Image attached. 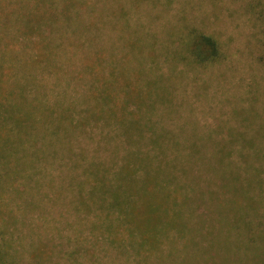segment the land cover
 <instances>
[{"label":"trees","instance_id":"trees-1","mask_svg":"<svg viewBox=\"0 0 264 264\" xmlns=\"http://www.w3.org/2000/svg\"><path fill=\"white\" fill-rule=\"evenodd\" d=\"M86 2L14 3L22 15L15 21H19L24 40L20 57L6 47L11 41L5 46L1 43L5 32L0 31V264H25L16 261L18 253L5 238L18 221L9 195L15 192L23 198V193L31 192L33 188L19 184L17 176L25 173L23 179H28L29 165L49 149L54 155L67 154L71 161L65 177L72 197L61 200L60 188L48 200L68 205L56 212L61 217L63 211L72 212L78 234H82L78 227L96 231L95 242L86 246L91 252L95 244L103 242L119 251H131L137 264H191L204 256L207 264H229V256L230 264L247 263L250 256L255 264H264V181L256 157L264 153V144L246 130L237 131L226 140H212L211 153L206 156L203 148L210 138L203 139V145L199 137L189 140L176 138L167 129L158 131L149 113L155 104L148 101L154 83L146 81L140 90L141 73L128 68L129 52L136 57L144 48L141 40L129 39L119 54L115 41L109 42L116 34L113 30L129 27L127 10L119 8L121 13L111 14V29L104 26L109 21L103 14L100 23L85 26L80 12L87 7ZM13 10L6 11L7 20ZM97 17L93 16V21ZM6 19L0 22L3 30ZM96 25L95 31L90 30ZM173 37L176 45L170 49L171 55L186 63L204 66L221 55L218 41L197 28L180 30ZM156 54L151 47L149 56L155 59ZM46 74L55 78L53 85L49 86ZM68 87L74 95H83L87 104L81 110H76L78 100L70 97ZM28 89L34 94L29 96ZM89 126L111 127L112 132H101L108 145L116 139L110 155H89L88 150L68 145L75 133H83ZM236 148L239 158L247 161L243 168L231 161ZM201 169L212 173L207 187L199 174ZM247 170H252L251 176ZM214 178L217 182H212ZM24 203L26 207L33 205ZM201 205L211 207L212 214L199 212ZM49 221L44 218L45 229ZM53 221L57 224L51 229L62 236V220ZM64 222L71 224L69 218ZM214 223L229 230L217 233L223 239L213 233ZM230 229L238 233L235 241ZM204 234L203 243L200 237ZM51 235L32 243L28 252L31 263L26 264L49 262L53 255ZM235 248L242 252H234ZM80 249L84 250L81 245L76 250ZM74 251L69 256L77 253Z\"/></svg>","mask_w":264,"mask_h":264},{"label":"rangeland","instance_id":"rangeland-1","mask_svg":"<svg viewBox=\"0 0 264 264\" xmlns=\"http://www.w3.org/2000/svg\"><path fill=\"white\" fill-rule=\"evenodd\" d=\"M24 2L33 0H0L1 24L6 19V11L14 9L9 13L11 17L6 19V30L0 26V31L5 32L1 43L5 46L8 40L11 41L6 47L12 48L16 57H20L24 50V40L18 27L19 21L18 24L15 23L17 16L22 18V15L18 14L20 8L18 5ZM86 3L87 7H83L80 12L85 26L93 22L100 23L99 16L103 14L108 16L109 21L104 26L111 29L109 26L113 18L111 14L121 13L119 8H122L123 12L127 10L126 19H129V27L125 26L121 30L117 27L113 30L116 36L113 35L109 42L115 41L119 54L123 52V45L129 39L141 40L144 48L140 53H136V57L131 56L132 53L129 52L128 68L129 72L137 70L136 72H139L137 74L141 73L140 90H144L146 81L154 83L150 93L148 92V101H155L149 113L158 131L167 129L173 132L176 138L188 137L189 140L202 138L199 140L201 143L204 142L203 139L210 138L211 142L206 143L207 146L203 148L206 156L211 153V143L214 140H226L231 135L235 136L237 131L246 130L249 134L257 136L260 144H264V0H87ZM93 16H98L95 21ZM91 27L90 30L95 31L98 26ZM190 27L197 28L198 31L209 34L218 41L221 55L217 60L199 66L171 55L170 49L176 45L173 36L180 30L186 32ZM68 36L70 37L69 34ZM118 36H121V40ZM76 38L78 37H73ZM151 47L156 50L157 61L152 55L149 56ZM134 59L136 61H133ZM134 78L135 74L132 76V79ZM45 79L48 80L49 86L56 81L52 74H46ZM64 85L62 83L63 87ZM67 92L71 93L70 97L74 100H78L76 110L86 106L83 95L80 97L74 95L71 87L67 88ZM27 94L31 96L34 92L28 89ZM50 97L53 100L52 96ZM77 116L79 115L75 114V117ZM107 131L110 132L111 127L89 126L83 133H75L68 145L75 150L78 148L88 150L89 155H92L91 152H98L101 157L110 155L116 139L111 141V145L106 144L101 132ZM52 152L50 149L47 150L44 156L37 157L33 165H29L26 173L28 179H23L25 173L21 174L22 177L17 176L19 184L33 188L31 192L23 193V198L13 194L15 192L9 195V202L18 221L14 227H10L5 238L11 241L12 251L18 253L16 261L31 263L28 252L32 243L45 240L53 233L52 242L49 243L53 255L46 264H137L131 251L128 253L119 251L103 242L95 244V249L91 252L86 246L95 242L93 236L97 234L96 231L91 233L85 227H78L82 232L80 235L74 231L79 225L74 223L72 212L63 211L62 217L59 215L60 212H56L58 207L68 205L61 202L53 204L48 199L53 198L60 188L61 200L70 199L72 194L68 186L70 190L72 187L65 176L68 174L71 161L66 158L67 154L59 152L54 155ZM256 157L259 159L258 165L262 168L260 179L264 181V153H259ZM231 161L233 165L238 164L242 168L247 163L239 158L237 148L231 156ZM200 173L203 174V185L207 187L212 173L204 172L202 169L199 170ZM246 173L251 176L252 170H247ZM214 181L217 182V179L214 178L212 182ZM257 196L261 197L260 191L257 192ZM24 200L33 203L34 206L26 207ZM210 209L211 207L207 205H201L199 212L205 210L206 213L212 214ZM261 215V221L264 222L263 209ZM44 218L50 220L47 229L44 228ZM67 218L70 226L65 225L64 220ZM60 219L62 221L59 224L61 227L59 232L62 236L51 229V225L57 224L53 220ZM214 225L213 233L223 239L224 236L219 234L226 232L225 229L229 230L226 226L217 223ZM230 233L235 241L238 233L235 229ZM200 240L206 242L205 234ZM80 245L84 250H76ZM166 250L168 246L163 247V251ZM233 250L242 252L240 248ZM73 251L77 253L69 256ZM231 260L229 256V264ZM247 260V263L255 264L251 256ZM196 261H200L199 264H207L205 256L193 260L191 264H196Z\"/></svg>","mask_w":264,"mask_h":264}]
</instances>
